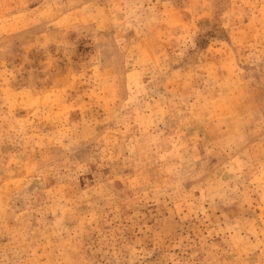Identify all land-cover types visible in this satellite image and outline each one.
<instances>
[{
    "label": "rangeland",
    "instance_id": "374dc122",
    "mask_svg": "<svg viewBox=\"0 0 264 264\" xmlns=\"http://www.w3.org/2000/svg\"><path fill=\"white\" fill-rule=\"evenodd\" d=\"M0 264H264V0H0Z\"/></svg>",
    "mask_w": 264,
    "mask_h": 264
}]
</instances>
